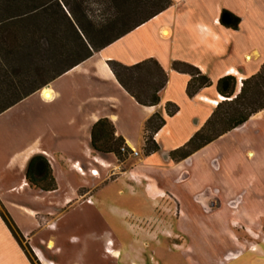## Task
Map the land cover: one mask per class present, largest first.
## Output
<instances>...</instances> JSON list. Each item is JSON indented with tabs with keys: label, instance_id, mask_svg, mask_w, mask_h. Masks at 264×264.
Wrapping results in <instances>:
<instances>
[{
	"label": "crops",
	"instance_id": "crops-1",
	"mask_svg": "<svg viewBox=\"0 0 264 264\" xmlns=\"http://www.w3.org/2000/svg\"><path fill=\"white\" fill-rule=\"evenodd\" d=\"M172 1L167 11L0 115V212L14 222L23 245L0 215V264H32L26 254L29 248L38 264H148L146 242L133 240L123 249L110 247L108 228L87 231L83 220L94 215L102 222L108 207L111 218L120 214L117 207H105L102 198L115 196L105 193L108 187L120 189V197L121 189L131 190L137 182H144V191L151 197L170 195L153 181L156 169L150 162L170 158L171 152L187 144L211 118L224 101L216 89L221 78L234 76L243 82L256 75L264 63V0ZM224 12L239 19L237 30L222 25ZM149 59L156 60L168 74L156 107L140 105L109 66L112 61L133 66ZM253 59L255 66L248 68ZM175 62L198 68L212 86L190 98L187 87L191 77L174 71ZM169 103L179 108L174 117H168ZM17 109L19 115L14 116ZM156 114L166 120L154 137L159 151L111 180L113 169L121 165L115 155L92 149L94 125L102 119L111 121L116 136L141 157L146 123ZM263 121L264 110L184 161L228 137L241 135L247 159L254 162L262 152L253 147L255 137L247 139L245 132ZM39 156L51 166L57 185L54 191L44 192L28 184V165ZM131 179L134 186L128 183Z\"/></svg>",
	"mask_w": 264,
	"mask_h": 264
},
{
	"label": "trees",
	"instance_id": "trees-1",
	"mask_svg": "<svg viewBox=\"0 0 264 264\" xmlns=\"http://www.w3.org/2000/svg\"><path fill=\"white\" fill-rule=\"evenodd\" d=\"M172 6V0H0V115ZM224 17L230 21L225 22ZM221 22L233 30L240 23L228 12L223 13ZM109 66L140 105L160 104L168 74L156 60L133 66L112 61ZM173 70L191 77L187 87L190 98L212 86L211 80L190 64L175 62ZM216 89L224 101L187 144L170 153L174 162L188 159L264 110V63L256 75L243 82L238 95L234 76L221 78ZM166 111L168 117H174L179 108L169 103ZM165 125L159 114L146 123L145 156L159 151L154 137ZM91 145L96 153L113 154L118 161L126 156L121 151L126 144L108 119L94 125ZM26 179L32 188L44 192L57 188L51 166L41 156L30 161ZM0 215L23 247L14 222L5 213ZM26 254L32 264H38L30 248Z\"/></svg>",
	"mask_w": 264,
	"mask_h": 264
},
{
	"label": "rangeland",
	"instance_id": "rangeland-1",
	"mask_svg": "<svg viewBox=\"0 0 264 264\" xmlns=\"http://www.w3.org/2000/svg\"><path fill=\"white\" fill-rule=\"evenodd\" d=\"M254 66L255 59L248 68ZM236 80L238 95L246 79L241 87ZM13 115H19L18 109ZM245 133V138L255 137L257 147L252 145L262 152L254 162L247 159L241 135L228 137L183 164H174L169 155L162 162L154 160L153 181L170 195L151 197L144 182L132 179L128 183H136L135 193L123 188L118 197L120 189L108 187L105 193L115 196L102 198L105 207H117L120 214L111 218L105 208L102 222L92 215L83 220V227L108 228V246L117 249L133 240L146 242L148 264H264V121ZM139 157L126 154L117 161L121 166L113 169L111 180L122 177L145 154Z\"/></svg>",
	"mask_w": 264,
	"mask_h": 264
},
{
	"label": "built area",
	"instance_id": "built-area-1",
	"mask_svg": "<svg viewBox=\"0 0 264 264\" xmlns=\"http://www.w3.org/2000/svg\"><path fill=\"white\" fill-rule=\"evenodd\" d=\"M239 83L241 85V81L240 80H239ZM121 151L124 154H128L129 156H132V157H139L140 156V153L136 149H131L127 145H124ZM79 170L82 171V169H79ZM92 174L94 176H97L98 172L93 171Z\"/></svg>",
	"mask_w": 264,
	"mask_h": 264
},
{
	"label": "water",
	"instance_id": "water-1",
	"mask_svg": "<svg viewBox=\"0 0 264 264\" xmlns=\"http://www.w3.org/2000/svg\"><path fill=\"white\" fill-rule=\"evenodd\" d=\"M224 21L228 22L229 19H228L227 17H224ZM47 87H48V86H47ZM47 96H48V94H47Z\"/></svg>",
	"mask_w": 264,
	"mask_h": 264
}]
</instances>
